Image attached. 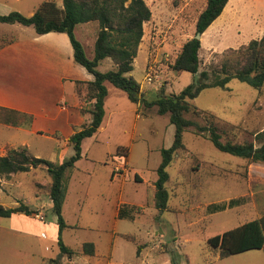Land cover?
I'll list each match as a JSON object with an SVG mask.
<instances>
[{
  "label": "rangeland",
  "instance_id": "obj_1",
  "mask_svg": "<svg viewBox=\"0 0 264 264\" xmlns=\"http://www.w3.org/2000/svg\"><path fill=\"white\" fill-rule=\"evenodd\" d=\"M36 1L0 0V13L16 10L25 14L29 6L24 5L31 7L37 5ZM145 2L151 18L143 23V35L128 75L140 84L147 100L154 99L161 87L170 92L180 91L195 81L201 70L216 63L226 48L238 47L259 37V28L251 21L253 11L245 3L240 16L236 14L238 25L218 28L220 31L213 29L217 26L208 27L199 37L198 72H176L170 64L182 44L195 35L196 18L206 0ZM263 20L261 15L259 23ZM84 24L76 26V36L86 56L92 58L87 45L91 46L93 27ZM33 33L36 34L31 26L0 22V43H5L7 37L22 39ZM113 68L110 59L102 60L97 66L100 71ZM147 75L151 76L150 82L146 80ZM106 87L101 128L83 139L81 158L69 174L63 214L69 226L62 231V241L76 251L83 242L95 241L100 253L108 252L113 243L109 229L120 200L125 204L119 208L118 217L123 219L117 225L137 236L115 239L119 264H264L263 249L220 258L207 244L209 237L264 213V163L248 162L222 152L188 128L183 133L184 148L176 151L166 168L169 209L155 219L153 181L161 148L169 147L173 141L174 125L167 113H157L155 105L145 107L143 103L132 102L123 90L111 83L106 82ZM190 102L215 115L223 141H253L256 146L260 145L255 134L264 131V83L261 89H255L247 81L233 78L224 88L203 89ZM201 116L185 114L186 118L203 124ZM22 138L23 134L16 128L0 123V154L10 148L7 144L17 146ZM115 166L119 171H114ZM50 180L41 168L0 176L2 205L11 207L27 201L32 208H39L42 215L41 218L24 213L0 216V264H74L69 260L73 255L60 254L56 215L45 188L37 187V182L44 184ZM229 200L234 202L233 206L213 213L207 211L208 205L228 204ZM139 203L144 206L143 215L136 212L135 204ZM132 215L137 216L134 221L130 220ZM143 229H149L152 235L158 229L156 242L151 243L154 237ZM73 258L80 261L79 255ZM106 262L104 257L103 264Z\"/></svg>",
  "mask_w": 264,
  "mask_h": 264
},
{
  "label": "trees",
  "instance_id": "obj_2",
  "mask_svg": "<svg viewBox=\"0 0 264 264\" xmlns=\"http://www.w3.org/2000/svg\"><path fill=\"white\" fill-rule=\"evenodd\" d=\"M226 2L227 0H206L205 7L196 18L195 34L205 31L221 13ZM150 18L151 10L145 0H61L60 4L55 0H43L31 15L16 10L0 13L1 23L31 26L36 34L50 31L66 33L73 49L74 60L94 77L90 81H74V92L81 103L79 109L81 113H89L90 120L68 137L72 148L71 155L59 161H51L36 157L26 147L20 146L10 147L0 156V176L28 172L32 168L44 169L50 176V181L44 184L37 182V187L45 188L51 201V209L56 215L57 243L62 255L72 256L76 253L61 238L62 231L69 226L62 214L67 181L75 162L81 158L83 139L92 136L102 124L107 96L106 82L123 90L132 102L143 103L145 107L155 105L157 113H167L170 123L174 125L173 141L169 147L161 148V160L156 168V179L153 181V204L159 211L168 207L169 194L165 183L169 175L166 168L176 151L184 148L183 133L190 127L222 152L245 158L248 162L264 163V131L255 134L256 139L261 141L258 146L253 141H223L218 127L219 120L215 115L190 102L203 89L216 86L224 88L233 78L247 81L255 89H261L264 83V32L261 37L250 39L238 47L226 48L218 55L216 63L201 70L196 80L180 91L170 92L161 87L154 99L147 100L140 84L128 74L132 70V62L143 35V23ZM85 22L98 24L92 46V58L86 56L81 41L74 33L75 26ZM11 40L9 38V41ZM200 47L199 38L193 36L187 39L170 64L171 70L197 73ZM105 58L113 62L114 68L100 71L97 66ZM186 113L202 115L204 123L186 118ZM32 119L30 113L0 106L2 125L29 126ZM119 150L120 148L117 152H120ZM233 205L231 200L228 204L213 203L207 206V211L213 213ZM14 213L34 215L37 210L24 202L11 207L0 203L1 217H9ZM207 244L220 258L250 249L264 250V213L260 217L209 237ZM81 250L86 254H94L95 246L93 242H84Z\"/></svg>",
  "mask_w": 264,
  "mask_h": 264
},
{
  "label": "crops",
  "instance_id": "obj_3",
  "mask_svg": "<svg viewBox=\"0 0 264 264\" xmlns=\"http://www.w3.org/2000/svg\"><path fill=\"white\" fill-rule=\"evenodd\" d=\"M42 1L43 0H37V5H31V7L30 5H24L26 7L29 6L25 14L31 15ZM57 3L60 4L61 0ZM245 3L248 4L249 8L253 11L250 12L253 16L251 21L257 24L259 28L257 29L259 32L258 36L261 37L264 32V20L260 21L261 23H259V20H261V15L264 16V0H227L221 13L208 27L217 26L213 29H215V31H220L221 27L232 24L238 25L240 22L239 19L236 18V14L240 16L242 9L246 6ZM89 23L92 22H85L84 25L85 27H93V30H90L91 46L87 45L89 50L92 51L96 35L95 32L97 30L95 28H98V24L96 22L95 24ZM76 26L74 29L75 35ZM201 36L202 34L200 38ZM7 38L8 41L0 43V106L30 113L33 116L29 126L5 125L7 127L16 128L23 134V138L19 145H7L10 147L24 146L36 157L51 161H59L67 157L68 154H72V148L68 143V137L76 129L90 120L89 113H81L79 109L81 103L74 92V81H90L93 80L94 77L82 65L74 60L71 43L67 34L64 32L50 31L43 34L33 33L22 39L10 38L12 39L11 41H9V37ZM99 128H101V126ZM2 155L4 154H0V156ZM11 175H13V173H11ZM24 202L27 204V201ZM64 202L62 214H64ZM122 203L125 204L124 201L119 200L117 202L115 215L113 216L114 221L109 229V235L111 240H113L110 246L111 249L108 250V252L100 253L96 248V242L92 241L95 246L94 254L83 253L81 245L77 251L75 250L76 253L72 258L69 259L70 263L103 264L104 257L107 258L106 264L120 263L115 255V239L129 238L128 236L135 238L137 236L135 233L132 234L123 231L117 225L118 221L123 219L118 217L119 208ZM42 205L43 204H40V206ZM135 205L138 206L136 212L143 215L145 212L143 204L139 203ZM152 207L155 209L154 211H156L154 214L155 219H158V216H161L163 211L169 209V207H167L165 210L159 211L153 204V195ZM34 209L41 214L40 210H38L39 208L35 207ZM136 218L137 216L132 215L130 220L134 221ZM66 223L69 225L68 222ZM139 231H141V229H139ZM144 231L152 235L149 229ZM157 232L158 229L153 232L152 237L154 238L151 243L156 242L155 240L158 236ZM142 245L143 243L138 244L137 248L141 249ZM78 255L80 261L76 262L73 257Z\"/></svg>",
  "mask_w": 264,
  "mask_h": 264
},
{
  "label": "built area",
  "instance_id": "obj_4",
  "mask_svg": "<svg viewBox=\"0 0 264 264\" xmlns=\"http://www.w3.org/2000/svg\"><path fill=\"white\" fill-rule=\"evenodd\" d=\"M146 80L150 82V80H152V79H151V76H150V75H147V76H146ZM114 171H119V167H118V166H115V167H114ZM36 216H37L38 218H41V217H42V215L39 214V213H37ZM42 235H43V234H42Z\"/></svg>",
  "mask_w": 264,
  "mask_h": 264
},
{
  "label": "water",
  "instance_id": "obj_5",
  "mask_svg": "<svg viewBox=\"0 0 264 264\" xmlns=\"http://www.w3.org/2000/svg\"><path fill=\"white\" fill-rule=\"evenodd\" d=\"M200 35H201V34H200L199 32H197V33L194 35V37H195V38H199Z\"/></svg>",
  "mask_w": 264,
  "mask_h": 264
}]
</instances>
